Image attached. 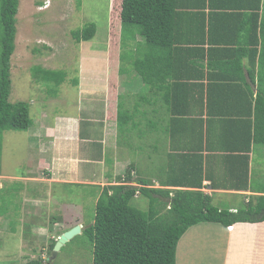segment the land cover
<instances>
[{
  "label": "crops",
  "instance_id": "crops-1",
  "mask_svg": "<svg viewBox=\"0 0 264 264\" xmlns=\"http://www.w3.org/2000/svg\"><path fill=\"white\" fill-rule=\"evenodd\" d=\"M257 4L258 0H170L165 40L166 42L174 41L175 48H180L175 54L178 57L176 61L184 56H190L189 53L195 57L204 55L205 60L207 55L216 58L217 54L221 56L234 48L236 46L234 44L240 43L246 37L240 26L248 24L249 16H251ZM222 14L232 15L229 19L228 17L223 18ZM115 20L118 26V38L114 31L111 33L115 35L114 38L120 46L121 26L119 17ZM164 21L163 18L162 22ZM135 36L129 39V45L127 46L129 53L134 56L141 55V52H138L133 43L138 41L143 43V38L139 34L135 32ZM116 46L118 57L121 48L118 45ZM84 53L83 51L82 54ZM99 54L96 53L95 56ZM81 61H84V58H81ZM205 63L206 61L202 62V64ZM83 66L80 65L82 72ZM216 71H223L220 73L226 72L228 74L234 72L239 74L240 72L245 80L249 81L246 68L243 72H241L242 70L238 72L234 68L227 69L221 66V70L217 69ZM134 72V70L133 72L129 70L128 72H122L121 75L122 77L125 75L123 83L128 82L129 77L132 79V82L125 85L133 87L135 91L131 94L136 95L142 90L143 82ZM188 72L196 75L194 79H190L193 80L192 82L195 85L199 82L206 85L207 70L204 71L205 76L203 79H201L200 69L196 70L194 66H189ZM194 84L189 83L188 87L185 88L186 92L178 91L170 95L171 104L173 97L177 103L173 105V115H170L169 110L166 109L168 103L165 102V97L163 98L160 92H151V100L143 105L144 107L151 103L149 110H146L145 107L129 109L122 98V107L127 110L129 117L126 116L124 127H122L124 130L120 131L117 122V100L121 93L114 94L107 87L103 89L100 100V113L98 115L93 114L94 109H90L93 105L91 103L90 106H87V118L83 116V105H85L83 102L85 101H78L76 114L60 113L52 119L53 126L50 129L48 126L39 127L36 134L39 139L36 144V151L44 161H38L37 165L43 163L49 167L51 171L49 170L46 176L51 177L50 182L60 188L66 185L95 186L98 189V191H95L96 198L105 185H117L127 182L137 185L136 180L149 179V184L144 186L164 188L171 190V192L175 189L198 190L208 195L211 204L220 209L241 208V206L233 205V200L236 198L242 199V208L249 203H257L258 197L264 196V180L259 174L258 166V161H261L258 155L264 152V145L255 144L251 145L250 149H246L249 144L248 129L244 128L245 130H243L231 126L229 120L222 117L221 114L209 115L206 113V91L201 93L200 86ZM80 85L81 88L85 87L86 92L88 91L89 87L84 86L83 81ZM92 85H95L96 88H89L90 92H95L96 89L100 92L97 82L92 81ZM140 85L141 87L138 89ZM117 87H115V90H117ZM205 87H203V90ZM81 88L79 86L78 90H82ZM90 92L86 93L87 96ZM214 92L222 94L218 88ZM201 96H203V103L201 102ZM221 96H217L219 103L215 105L216 110L221 112L246 111L248 99L246 93H242L238 98L225 94L224 99H221ZM155 97L156 101H153ZM128 131L139 136L140 142L137 136H129L120 141L121 134L119 132ZM133 146H139V152L146 154L148 164L141 163L142 156L139 161L144 168L143 170L140 166V170H138L137 164L127 155ZM156 160L161 163L152 164ZM32 164L33 160L29 161L28 169L32 167ZM129 165L133 166V174L130 175L131 179L127 181L124 177L126 168ZM153 170L157 171L158 174L155 179L149 175ZM17 178L26 180L28 182L25 183L26 185H31L32 182L36 181L32 179V175L28 172ZM200 178L202 181L200 187L187 182H198ZM139 184L141 185V183ZM32 197L33 199L27 201L32 203L31 206L34 209L42 206L39 203L42 200H48L49 205L53 204L55 206V204H58L47 195L44 196L34 192ZM229 200H232L231 205H228V202H225L226 207L219 205V202ZM68 206L72 207L71 204L60 207L61 211L64 209L67 211V220L64 224L70 225L68 228H72L76 224L84 225L80 221L71 223V220H75V218L67 215ZM29 208L31 209L30 206ZM161 210L165 211L164 207ZM263 213L264 210L256 216L260 217ZM201 223H214L212 224L213 227L227 229V246H229V240L235 227L242 231L241 223L244 222H237L231 227H225L215 222H200L195 225ZM63 228L66 227L63 226ZM252 228L256 237L246 247V258L244 259L237 253L235 257H232L233 261L229 262L227 249L224 264H264V220L252 222ZM236 235L233 238L235 249L240 245Z\"/></svg>",
  "mask_w": 264,
  "mask_h": 264
},
{
  "label": "rangeland",
  "instance_id": "rangeland-1",
  "mask_svg": "<svg viewBox=\"0 0 264 264\" xmlns=\"http://www.w3.org/2000/svg\"><path fill=\"white\" fill-rule=\"evenodd\" d=\"M43 2L44 0H19L16 14L15 47L10 61L9 101L27 103L31 124L25 131H0V209L9 211L7 218L0 215V264H28L30 260L38 258L43 259L46 264H92V246L88 237L82 233V229L55 253H53L54 246L50 251V244L53 240L57 241L62 232L71 229L68 228L70 225L64 224L67 220V211L66 209L61 211L60 207L66 204L72 205V207L68 206L67 213L75 218L71 223L80 221L87 226L93 222L97 195L95 191L98 189L95 186L77 185L60 188L52 184L51 177L46 176L51 169L43 163L37 165L38 161L44 160L36 151V144L39 142L36 134L39 127L48 126L50 129L53 126L52 119L56 115L76 114L78 101H85L83 116L87 118V106L91 103L93 105L90 109H94L93 114L98 115L102 90L106 87L114 94L121 93L129 109L142 108L146 100H151L152 90L144 82L141 92H145V99L141 100L142 94H131L135 91L134 88L125 85L132 82V79L129 77V81L123 83L125 75L122 77L119 73L121 63L123 72L129 70L133 72L127 58L121 61L122 59L117 57L116 45L119 46V43L111 33L114 31L118 38L115 19L119 17L120 20L117 11V8L120 9V0H50L47 8L39 9ZM90 23L96 25L93 38L77 42L73 31ZM1 31L0 24V50ZM119 47L120 52L126 54V48H122V45ZM96 53L100 54L96 57ZM81 58H84V61H81ZM80 65H84L83 72ZM44 69L64 71L65 81L57 85L52 79L48 80V75L39 81L37 77L45 75ZM74 79L76 82H73ZM82 81L83 85L90 89L96 88L95 85L91 86L92 81L97 82L100 92L97 89L95 92H90L88 88L90 92L88 97L85 87L81 88ZM78 85L83 91L78 90ZM116 86H118L117 90H115ZM140 87L141 85L138 89ZM153 101H156V97ZM144 107L149 110L151 103ZM122 127L123 124L119 127V131L124 130ZM129 131L119 132L120 141L129 136H137ZM137 137L140 142V137ZM127 155L137 164L138 170H140L139 166L141 170L144 169L142 164H148L146 154L139 152V146H133ZM141 156L142 164L139 162ZM258 157L261 160L258 161L259 174L264 180V152ZM32 160V167L28 169L29 161ZM160 163L156 160L152 164ZM25 172L31 174L32 179L36 181L31 185L24 184L21 190L18 183L12 184L11 180H22L17 177L25 175ZM149 175L153 179L158 176L155 170ZM22 181L26 182V180ZM34 192L50 196L49 198L58 204L53 206V204L49 205L48 200H42L39 201L42 206L30 209L32 203L27 200L33 199ZM225 202H228V205L232 204V200H229L219 202V205L226 207ZM132 204L146 210L148 199L137 193ZM233 205L242 208V199L236 198L233 200ZM212 224L214 223H201L187 229L178 241L175 264H224L227 249L229 262L233 261L232 257L237 253L246 258V247L256 237L252 222L241 223L242 231L235 227L229 246H227V229L213 227ZM235 235L240 241L237 249L233 242Z\"/></svg>",
  "mask_w": 264,
  "mask_h": 264
},
{
  "label": "trees",
  "instance_id": "trees-1",
  "mask_svg": "<svg viewBox=\"0 0 264 264\" xmlns=\"http://www.w3.org/2000/svg\"><path fill=\"white\" fill-rule=\"evenodd\" d=\"M169 1L120 0V9L117 8L121 26L120 45L122 48H126V54L121 51L119 58L122 59L121 61L127 58L132 67L130 69L136 72H134L135 75H138L152 92L162 93V97H165V102L168 103L166 109L169 110L170 115L174 114L173 105L177 104L174 97L171 104L170 95L178 91L186 92L185 88L189 83L194 84L190 79H194L196 75L190 74L188 67L194 66L196 70L200 69L201 79L204 78V71L207 70L206 85L201 82L194 84L200 86L201 93L206 91V113L209 115L221 114L222 117L229 120L231 126L243 130L247 128L249 144L246 149H250L251 145L264 144V0H258L257 6L249 16L248 24L240 26L246 37L240 43L234 44L236 45L234 48L221 56L217 54L216 58L207 55L205 60L204 55L195 57L189 53L190 56H184L179 61H176L178 57L175 54L180 48H175L174 41L166 42L165 40L167 20L169 19ZM18 4L19 0H0L2 29L0 131H25L31 124L27 103L25 101H9L10 61L15 47ZM231 15L222 14L221 16L230 19ZM162 17L165 19L164 22H162ZM95 31L96 25L90 23L73 31V36L77 42L86 41L93 38ZM135 32L143 38V43H139V41L133 43L138 52H141V55L134 56L129 53L127 46L129 39L136 37ZM203 61L206 63L202 64ZM221 66L227 69L234 68L238 72L241 70L243 72L246 68L249 81L245 80L240 72L239 74L235 72L228 74L216 71L217 69L221 70ZM43 71L45 75L37 77L39 81L46 78V75L49 77L48 80L52 79L57 85L65 81L66 74L62 70L44 69ZM122 72L123 65L121 63L119 73ZM74 80L73 82H76V79ZM204 86L206 87L203 90ZM216 88L221 90L222 94L214 92ZM242 93H246L248 96L245 112L216 110L215 105L219 103L217 96L222 95L221 99H224V95L227 94L238 98ZM136 95H141V100L145 99V92H141V90ZM201 100L203 103V96H201ZM146 101L148 102L149 99ZM122 105V95H120L117 100L118 127H121V124L124 125L126 116L129 117L127 110L123 109ZM246 158L248 157L246 156ZM132 170L133 166L131 165L126 168L124 178L127 181L131 179ZM136 181L141 183V186L105 185L96 198L93 222L82 229V233L88 237L92 246V264H175L178 241L192 225L200 222H215L228 227L237 222L264 220V213L260 217L256 216L264 210V196H259L257 203H249L246 207L232 212L227 208L220 209L213 206L209 196L198 190L175 189L171 192L164 188L144 186L149 184V179ZM187 182L198 185L196 187L202 185L201 178L198 182ZM11 183H18L22 190L24 184L28 182L11 180ZM136 191L148 198L146 210L132 204ZM30 207L34 209L33 206ZM162 207L165 211L161 210ZM8 212V210L0 209V215L6 218ZM55 242L56 240L51 242L50 251ZM28 264L46 263L43 259L38 258L30 260Z\"/></svg>",
  "mask_w": 264,
  "mask_h": 264
},
{
  "label": "water",
  "instance_id": "water-1",
  "mask_svg": "<svg viewBox=\"0 0 264 264\" xmlns=\"http://www.w3.org/2000/svg\"><path fill=\"white\" fill-rule=\"evenodd\" d=\"M81 228L82 225L78 224L73 226L71 229L64 231L55 242L53 253H55L67 240L72 238L77 233H80Z\"/></svg>",
  "mask_w": 264,
  "mask_h": 264
},
{
  "label": "clouds",
  "instance_id": "clouds-1",
  "mask_svg": "<svg viewBox=\"0 0 264 264\" xmlns=\"http://www.w3.org/2000/svg\"><path fill=\"white\" fill-rule=\"evenodd\" d=\"M44 3H45V0H44V2H43V5H44ZM43 5H41V6H43ZM50 5V0H49V4H48V6ZM41 6H39V9H44V8H47L48 6H46V7H43V8H40ZM133 174V172L131 171V175ZM122 184H124V185H130L128 182L127 183H122ZM132 186H141L139 183L137 184V185H132ZM137 193H139V191H136V193H135V196H136V194ZM230 211H232V212H236L237 211V209H230ZM76 225H78V224H76ZM80 225H82V224H80ZM83 227H84V225H82V228L81 229H83ZM228 227H231V226H228ZM69 230V229H68ZM67 231V230H66ZM63 233V232H62ZM61 233V234H62ZM60 234V235H61ZM59 235V236H60Z\"/></svg>",
  "mask_w": 264,
  "mask_h": 264
},
{
  "label": "built area",
  "instance_id": "built-area-1",
  "mask_svg": "<svg viewBox=\"0 0 264 264\" xmlns=\"http://www.w3.org/2000/svg\"><path fill=\"white\" fill-rule=\"evenodd\" d=\"M48 4H49V0H45V3H44V5H43V6H41L40 8L46 7V6H48Z\"/></svg>",
  "mask_w": 264,
  "mask_h": 264
}]
</instances>
